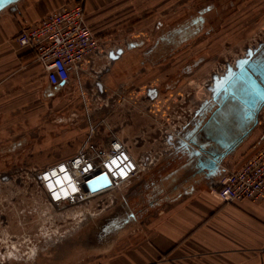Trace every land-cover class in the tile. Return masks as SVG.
<instances>
[{"label":"rangeland","instance_id":"obj_1","mask_svg":"<svg viewBox=\"0 0 264 264\" xmlns=\"http://www.w3.org/2000/svg\"><path fill=\"white\" fill-rule=\"evenodd\" d=\"M118 3L114 5L124 10H141L121 16L125 18L114 37L104 39L106 49H121L127 59H99L80 86L73 83L55 90L57 110L52 121L56 131L65 126L79 133L85 129L75 153L90 138V124L96 130L90 143L115 133L145 169L109 194L51 207L37 172L75 153L62 160L30 159L26 153L34 147V139H0V212L7 211L9 220L7 229L0 228L4 251L0 264L95 262L98 250L110 247L146 214L147 169L156 158L188 157L178 142L193 127L200 106L210 100L214 79L235 68L247 49L264 44V0H147L139 7L127 0ZM197 16L203 19L200 30L189 36L193 28L189 23ZM182 23L188 30L182 43L165 51H159L158 44L159 49L150 53L159 37ZM171 40L176 42L173 36ZM150 106L167 114L147 124ZM70 113L74 116L68 117ZM147 125L152 126L149 132ZM16 232L22 237H12Z\"/></svg>","mask_w":264,"mask_h":264},{"label":"crops","instance_id":"obj_2","mask_svg":"<svg viewBox=\"0 0 264 264\" xmlns=\"http://www.w3.org/2000/svg\"><path fill=\"white\" fill-rule=\"evenodd\" d=\"M70 1L17 0L0 9V139H34V147L26 153L30 159L53 161L71 156L85 131H73L71 126L56 131L54 94L61 87L49 86L33 52L15 40L24 26L65 8ZM81 1L87 25L103 42L114 37L125 18L121 16L141 12L122 9L120 0ZM130 1L137 7L143 1L147 5V0ZM125 54L121 52L115 61L124 62ZM88 67L82 66V79ZM164 114L166 110L150 106L147 124ZM150 130L152 126L147 125ZM263 143L264 105L256 125L212 173L197 171L193 159L182 154L156 156V163L147 169L146 214L110 247L98 250L95 262L85 264H264V198L224 203L215 194L224 171L237 167Z\"/></svg>","mask_w":264,"mask_h":264},{"label":"built area","instance_id":"obj_3","mask_svg":"<svg viewBox=\"0 0 264 264\" xmlns=\"http://www.w3.org/2000/svg\"><path fill=\"white\" fill-rule=\"evenodd\" d=\"M15 40L33 52L49 86L54 88L68 86L72 80L80 86L85 72L82 66L89 64L91 71L110 52L105 48L107 43L87 25L81 0L69 2L65 8L48 12L39 22L24 26ZM89 131L91 138L96 133L92 124ZM89 139L72 157L38 170L39 185L51 207L72 206L109 194L144 171L145 163L135 159L115 133L99 143H90ZM53 173L64 183L56 185ZM215 194L224 203L264 198V143L237 167L224 171Z\"/></svg>","mask_w":264,"mask_h":264},{"label":"water","instance_id":"obj_4","mask_svg":"<svg viewBox=\"0 0 264 264\" xmlns=\"http://www.w3.org/2000/svg\"><path fill=\"white\" fill-rule=\"evenodd\" d=\"M15 1L0 0V9ZM121 52V49L109 52L108 57L115 60ZM210 90V100L200 106L193 127L178 142L193 159L195 169L207 173L218 169L222 159L257 123L264 105V48L261 44L254 50L247 49L235 68H227L222 76L214 79ZM104 182L108 184L106 178ZM89 186L94 189L91 183Z\"/></svg>","mask_w":264,"mask_h":264},{"label":"flooded vegetation","instance_id":"obj_5","mask_svg":"<svg viewBox=\"0 0 264 264\" xmlns=\"http://www.w3.org/2000/svg\"><path fill=\"white\" fill-rule=\"evenodd\" d=\"M200 17L202 16H197L195 18H193L189 24H191L193 26L192 30L189 31V36L190 35H194L195 33H197L199 30H200V23L203 21V19H201ZM188 32L187 28L184 27V23H182L179 27L177 28H174L168 32H166L163 36L159 37V39L156 41L155 45L151 48V52H154V50H157L156 48L158 47L159 49V46L158 44L161 45V48L159 49V51H165V48H169L171 46H176L180 43H182L183 38L182 37ZM185 33V34H184ZM171 36H173V38L175 37V41L176 42H173L171 40ZM164 47V48H162ZM163 49V50H162ZM146 55H147V51H146ZM70 85V84H69ZM20 213H22V211L20 210ZM1 214V217H0V228L1 230H5L9 227V220H8V212L7 211H1L0 212ZM12 229V228H11ZM22 229V228H21ZM12 237H14L15 239H19L20 237H22V233L19 234L18 232H16V234H12ZM2 246L0 247V252H4L2 251Z\"/></svg>","mask_w":264,"mask_h":264},{"label":"bare ground","instance_id":"obj_6","mask_svg":"<svg viewBox=\"0 0 264 264\" xmlns=\"http://www.w3.org/2000/svg\"><path fill=\"white\" fill-rule=\"evenodd\" d=\"M52 177H54V178H52V179H55L56 178V183H54L53 182V184H56V185H61L62 183H64V179L62 180L61 178H59L58 176H57V174L56 173H53V176ZM62 189H63V186L61 187Z\"/></svg>","mask_w":264,"mask_h":264}]
</instances>
